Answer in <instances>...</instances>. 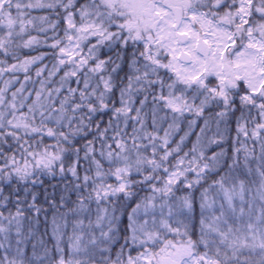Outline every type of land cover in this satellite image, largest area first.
<instances>
[{"label": "snow or ice", "instance_id": "6c2138e0", "mask_svg": "<svg viewBox=\"0 0 264 264\" xmlns=\"http://www.w3.org/2000/svg\"><path fill=\"white\" fill-rule=\"evenodd\" d=\"M0 264H264V0H0Z\"/></svg>", "mask_w": 264, "mask_h": 264}, {"label": "trees", "instance_id": "16d2710c", "mask_svg": "<svg viewBox=\"0 0 264 264\" xmlns=\"http://www.w3.org/2000/svg\"><path fill=\"white\" fill-rule=\"evenodd\" d=\"M41 199H43V197H41Z\"/></svg>", "mask_w": 264, "mask_h": 264}]
</instances>
